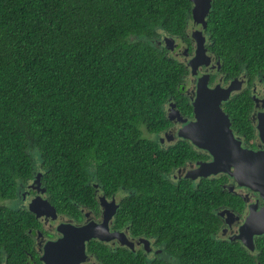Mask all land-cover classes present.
<instances>
[{"label":"trees","instance_id":"1","mask_svg":"<svg viewBox=\"0 0 264 264\" xmlns=\"http://www.w3.org/2000/svg\"><path fill=\"white\" fill-rule=\"evenodd\" d=\"M191 7L189 0H0V264H28L35 255L34 214L1 203L35 168L49 202L74 218L96 203L92 180L108 195L124 188L116 227L154 237L169 255L148 259L88 241L100 264H256L241 243L216 237L215 209L245 208L221 185L227 176L171 181L165 172L195 159L194 150L186 140L161 148L144 135L167 126L168 98L187 100L186 64L155 38L185 37ZM206 20L226 78L264 73V0H212ZM251 109L247 89L224 103L232 129L248 139ZM254 241L264 264V237Z\"/></svg>","mask_w":264,"mask_h":264},{"label":"water","instance_id":"2","mask_svg":"<svg viewBox=\"0 0 264 264\" xmlns=\"http://www.w3.org/2000/svg\"><path fill=\"white\" fill-rule=\"evenodd\" d=\"M189 1L192 3L191 20L194 25L200 26V29L192 32L195 39V50L194 55L186 63L190 69V75L195 76L198 74L199 67L207 66L212 59L207 53L208 48L202 33L207 26L206 17L209 14L212 0ZM158 41L163 42L169 51L174 49V37L164 34L162 40ZM217 63L219 64L220 61L217 60ZM209 78L208 72L197 78L196 91L192 99L193 118L179 128L178 137L189 140L196 147L206 150L211 159L197 161L196 167L188 171L185 176L206 178L224 173L231 177L237 185L245 186L259 194L263 204L250 203L248 213L239 225L238 233L229 236L231 241L239 240L242 245L253 250L254 236L264 234V147L256 150L243 147L241 140L234 136L228 114L221 107V103L227 101L232 92L239 90L240 85H235L233 79L227 86L217 83L210 87ZM174 105L175 103L172 102V107ZM256 130L264 144V110L258 112ZM40 176L41 172L33 182L39 186L37 188L39 196L36 200H30L26 207L36 218L53 217L56 214V208L49 202L45 194L46 188H40L38 184ZM223 186L229 191H234V184ZM116 208L115 204L112 209H104L101 224L89 222L82 226H75L72 223H60L57 231L61 236L56 241L46 243L41 260L45 264H79L86 259L85 244L90 239L105 242L117 240L120 245L133 248L132 241L125 237L123 231H109L108 229V221L116 213ZM138 242H143L144 247L148 249V239L140 238Z\"/></svg>","mask_w":264,"mask_h":264},{"label":"flooded vegetation","instance_id":"3","mask_svg":"<svg viewBox=\"0 0 264 264\" xmlns=\"http://www.w3.org/2000/svg\"><path fill=\"white\" fill-rule=\"evenodd\" d=\"M190 21L192 23V26L189 28V24L186 27V35L185 37H174V49L169 51L163 44V42H159L158 40L161 39L164 34L160 35L158 38H155V45L157 47H165L169 52L174 54L175 57L180 56V60L183 61L185 64L190 60V58L194 55L195 50V39L192 36V32L200 29L199 25H194L191 18ZM202 33L205 36V45L207 46V53L211 55V61L206 66H200L198 74L195 76L190 75V69H188V74L185 77L184 85H182L183 89V96L187 98L185 102L168 98V100L165 102V115L168 118V124L165 128H163L161 131L156 133H148V136L150 139L154 140L161 148H169L172 145H175L180 140H186L183 138L178 137V130L179 128L184 125L185 123L189 122L193 118V107H192V99L194 98L195 91H196V81L197 78L203 74V73H209V83L208 85L210 87H213L217 83H219L222 86H227L231 80L234 79L235 85H240V89L237 91L232 92L230 95L233 96L234 94L241 92L243 90H248L249 96L252 101V109L249 113L248 119L251 121V123L254 125V135L251 139H248L245 137L244 134H240L232 129L234 133V136L241 140V144L243 147H247L249 149H260L264 147L263 142L258 137V131L256 130V123H257V115L258 112L261 110H264V83L261 82L264 80V73H262L260 76H257L253 79L249 75H247L245 72H240L238 75L232 76L230 78H226L225 74L221 71V65L220 63H217L216 58L214 57L213 53L210 51L209 48V37L206 33V30H202ZM178 58V57H177ZM259 80V83L256 81ZM229 98V99H230ZM228 99V100H229ZM227 100V101H228ZM227 101H223L221 103V107L224 110V103ZM172 102L175 103V105L172 107ZM225 111V110H224ZM226 112V111H225ZM227 113V112H226ZM228 114V113H227ZM229 116V115H228ZM230 118V117H229ZM231 122V120H230ZM190 143L184 142V144L191 149L194 150L195 155L197 156L195 159H187L186 162L183 164L170 169L168 172H165V176L171 180H181L186 179L193 183H197L201 178L203 177H197L192 178L191 176H185L188 171L192 170L196 167L197 161H208L211 159L210 154L204 149H201L199 147H196L194 144H192L189 140H186ZM39 172H41L39 185L40 188L45 187L43 185L42 181V171L38 169H34L32 172V175L29 179H26L24 181H21L18 183V190L16 191V197H14L11 201L5 200L6 202H9L12 207H22L27 208L26 205L30 200H36L38 198L39 191L37 188L39 187L36 183L33 184L34 179L38 176ZM226 175L228 178V181L226 183L221 184L222 186L225 184H234V191L233 192L237 195H239L243 201L245 202V208H243L241 211H239L236 208H232L229 206H219L215 209L216 214L221 220V225L218 229V232L216 233L217 239L220 240H230L229 236L238 233L239 225L244 221L247 213L249 204L252 202H258L259 205L263 204V200L260 198L259 194L255 191L250 190L249 188L245 186H239L236 184V182L232 178L229 177L227 174L224 173H218L215 175L210 176L209 178ZM94 187V197L96 199L95 205L92 207H86V206H80V217L74 218L72 216H69L64 213L58 212L56 209L55 216H42L39 218H36V221L34 223V226L32 228L28 229L29 234L32 237V251L35 253V255L28 254V264H45L43 260H41V255L44 250V246L47 245L46 243H49L51 241H56L61 234L57 231V226L62 222L72 223L75 226H82L89 222H94L97 224H101L103 220V211L105 208L112 209V207L116 204V212L120 205V201L122 198L128 194V191L124 188H121L120 190L113 192L111 194H106L102 188L95 183L93 180L91 181ZM224 187V186H223ZM226 188V187H224ZM46 194V193H45ZM103 202V203H102ZM107 204V205H105ZM107 206V207H106ZM116 213L112 215L110 220L108 221V229L109 231H123L125 237L132 241L133 248H130L129 246L120 245L117 240H110L108 242L101 241L105 243L110 248L121 246L126 247L131 251H137L141 250L142 254L146 256L148 259L153 258H163L165 259V255L163 252V248L156 242L154 237H145V236H132L128 232V225H123L122 227H116V223H114V216ZM257 237H264V234L255 235L254 239ZM140 238H146L148 239V245L146 249L144 247L143 242H138ZM97 241L98 239H90ZM100 241V240H98ZM240 243L239 240H234ZM254 241V240H253ZM87 243L85 244V250H86V259L79 263V264H100V260L97 255H95L93 252L89 251L87 249ZM244 246V245H243ZM245 247V246H244ZM250 253H252L255 257L256 264H261L258 259H256V253L258 252L256 248V244L254 241V249L250 250L247 247H245ZM169 255H167L168 257ZM172 261L176 262L175 257L172 255Z\"/></svg>","mask_w":264,"mask_h":264},{"label":"rangeland","instance_id":"4","mask_svg":"<svg viewBox=\"0 0 264 264\" xmlns=\"http://www.w3.org/2000/svg\"><path fill=\"white\" fill-rule=\"evenodd\" d=\"M192 26V23H191V21L189 22V28ZM156 41V40H155ZM170 55H173L174 56V54H172L171 52H170ZM178 57V59H180L181 57L180 56H177ZM182 59V58H181ZM257 83H259V80H257L256 81ZM261 82H263L264 83V81H261ZM144 135H146V136H148V133H146V132H144ZM149 137H151L152 138V136L151 135H149ZM232 182H233V179H232ZM5 200H12V198H7V199H4V200H2L1 201V203H4V204H7V205H9V206H12L9 202H6ZM164 257H167V255L164 253Z\"/></svg>","mask_w":264,"mask_h":264},{"label":"bare ground","instance_id":"5","mask_svg":"<svg viewBox=\"0 0 264 264\" xmlns=\"http://www.w3.org/2000/svg\"><path fill=\"white\" fill-rule=\"evenodd\" d=\"M86 251V250H85Z\"/></svg>","mask_w":264,"mask_h":264}]
</instances>
